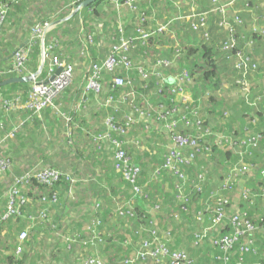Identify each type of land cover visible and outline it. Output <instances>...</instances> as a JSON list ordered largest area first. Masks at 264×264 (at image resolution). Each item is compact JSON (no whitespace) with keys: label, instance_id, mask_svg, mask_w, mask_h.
<instances>
[{"label":"trees","instance_id":"1","mask_svg":"<svg viewBox=\"0 0 264 264\" xmlns=\"http://www.w3.org/2000/svg\"><path fill=\"white\" fill-rule=\"evenodd\" d=\"M39 1L43 5L42 0H0V10H7L4 20L0 22V83L17 76L16 73H7L1 69L11 61V52L17 47L10 40L15 35L12 30L21 27L29 29L31 36L33 27L38 22L49 19L51 11L54 12L59 5H67L68 11L59 18H65L70 29L67 27L61 31L57 25L53 29L51 37L60 41L57 52L68 55L64 51L66 44L73 47L72 51L83 49L89 52L97 49V45L102 42V37H98L97 33L104 34L106 31L110 47L105 58L112 51L114 42L137 35L136 30L142 25L141 13L146 14L148 20L145 26H149L161 21L159 17H164V20L178 17L180 9L177 6L190 10L191 6L198 5L197 0H142L138 10L134 12L132 9L126 10L125 0H119L123 7L116 8L117 12L125 14L120 21L114 7H110L111 11L107 10L106 0H96L75 14H72L73 10L84 0H54L52 2L57 4L56 8L51 10L44 5L48 10L46 18L35 15L30 17L29 14L24 16L25 12L31 14L33 6ZM256 2L250 0L245 3L243 12H239L243 18L240 26L245 24L246 10L253 20L261 22L264 19ZM104 6L107 7L105 10ZM212 6L211 0L209 8ZM169 7H172L171 10ZM160 9L164 10V14L159 12ZM261 11L264 13V8ZM113 13L110 21V18L104 17V14L111 16ZM211 17L220 19L218 14L210 15L209 20ZM179 23L181 20L172 27V37L167 33L155 34L146 43L136 42L135 48L130 51L129 57L138 67L146 68L150 63L154 65L157 60L174 61L175 66L172 64V67L164 68L170 74L169 79L180 75L185 69L191 72V80L183 92L190 98L187 102L172 92L171 82L165 83L161 88L157 83L159 79L154 76L148 87L143 88L145 83L134 72L138 90L136 101L155 119L148 126L135 125L125 135L124 147L127 152L134 160L143 159L139 163L143 168L138 181L143 190L141 194H134L131 183L122 173L116 171L113 156L116 149L112 142L97 137L105 126L107 116L115 115L121 124L124 112H134L127 102L122 104L120 112L113 106L106 105L110 94L117 97L122 90L118 88L113 92L110 89L111 81L118 73H107L104 79L106 89L101 95L87 93V101L79 106L88 78L85 69L64 91L68 98V107L64 110L61 106L59 110L54 107L46 108L41 114L32 110L8 109L6 102L17 98L25 101L35 82L47 78L46 65L37 80L0 86V124L4 126L2 128L0 125V139L6 131L23 123L15 138L0 145V157L9 160L12 168L16 161L22 165L25 162L24 167L15 165L14 170L17 172L12 173L11 168L5 172L11 175L7 190L16 177L26 173L44 169L61 172L60 179L50 185L31 178L22 189L32 202L23 206L20 216L8 222L1 219L5 211L3 209L7 206L8 191L0 196V225L4 228V234L0 237V264H68L77 248L89 246V249L98 251L111 263L121 253L118 262L121 260L122 264H168V261L158 263L152 258L148 261L141 258L145 243L149 240L163 242L170 250H187L193 260V263L188 264H264V107L253 109L254 113L247 110V128L242 125V114L237 116L233 108L225 106L226 99L220 92L224 84L222 69L226 63L239 74L234 63L235 57L232 59L231 56L248 55L260 65V58L255 54L254 41L262 36L264 29L253 28L255 24H250V31L245 30L247 24L244 29L236 28L237 44L230 50H222V41H215L212 37L209 41L197 38L191 30L188 33L178 31ZM121 27L123 31L120 30ZM41 51V43L36 40L31 52L29 72H35L40 67ZM74 56L70 53L68 61L72 62ZM89 60L90 64L98 61L94 55ZM61 98L59 96L55 103L60 104ZM243 102L240 104L244 114ZM150 104H162L166 110H172V118L179 121L176 132L187 134L191 138L196 137L198 140L201 151L197 153L194 147H190L189 153L193 151L195 154L191 163H178L186 175L182 180L173 170L171 172L163 169L162 174L154 172L157 167L162 166L171 138L161 122L156 120L157 113L148 108ZM175 106L176 110L173 111ZM90 114L93 123L87 117ZM186 126L189 127L187 130ZM258 135L262 136L259 142L255 146L251 145L248 148L250 151L246 153L243 141ZM222 136L234 138L237 145H230L224 139L220 143ZM161 137L165 139L164 144L160 143ZM260 148H263L262 152ZM215 160L223 166L217 179L210 171V165ZM240 163L249 164L246 173ZM148 165L152 166V173L145 171ZM166 183L172 189L171 200L168 199ZM178 184L184 186L185 194L190 198L189 203L176 198L175 189ZM1 187L0 184V189ZM77 191L85 192L81 197L83 204L92 202L91 207L87 206L88 210L86 207L79 213L73 208L77 202ZM106 199L110 203L115 202L116 207L113 209L107 206L105 213H100V207H103V200ZM125 202L135 211L134 217L120 214L118 203ZM217 203L225 212L224 225L210 230L213 226L210 217L217 213V209H208ZM157 205L160 207L157 208ZM3 206L5 208L1 209ZM43 213L47 216H43ZM200 214L204 215V221L198 219ZM236 217L242 221V232L229 251H222L214 245V239L236 236ZM51 227L53 233L58 228L55 238L59 240L46 248L42 239L48 238L45 235ZM178 227H182L180 231ZM166 228L169 229L163 230ZM206 228L208 237L196 244V235ZM22 230H28L29 237L24 253L18 256L15 254V245ZM185 230L190 232L189 237L177 238L175 232ZM93 235L99 240L94 245L84 244V239H91ZM67 236L74 238L69 249ZM89 249L86 253L92 252Z\"/></svg>","mask_w":264,"mask_h":264},{"label":"built area","instance_id":"2","mask_svg":"<svg viewBox=\"0 0 264 264\" xmlns=\"http://www.w3.org/2000/svg\"><path fill=\"white\" fill-rule=\"evenodd\" d=\"M140 1L142 0H125L124 5L127 7V9H132V11L135 12L139 8ZM212 2L213 6L205 10L195 11L194 8H196V6H191L190 10H192V12L188 14H186V12L183 13L187 10H183L180 6H178V9H180L178 17L173 19L172 17H168L166 18L167 20L165 19L166 21H159L149 26H145V22L148 20L146 14L141 13L140 19L142 25L137 28V35L135 37L133 36V38H121L119 41L114 42L112 51L106 58L92 62L86 68L88 78L85 84V89L80 98L81 100L78 103L79 106L83 105L87 101V93L95 92L96 94H100L104 89H106L104 79L107 73H118L111 81L110 89L113 92H115L118 88H121L122 90L117 97L110 94V96H108L106 99V105L113 106L116 111L120 112L122 110V104L127 102L131 106L132 110H134V112L123 113V121L121 124L118 122V119H116L115 115L107 116L105 119V126L97 135L99 139L109 140L112 142L114 148L116 149L115 153L113 154L115 160V169L116 171L122 173L124 178L131 183L134 194L143 193V190L138 183L143 173V168L142 165L137 163L133 156L127 152V148L124 147L125 135L128 130L132 129L135 125L137 126L139 124L142 126H148V123L155 120L152 118L151 114L148 111L142 109L136 101L138 90L136 88L137 85L134 72H136L137 76H139V78L145 83L143 88L148 87L149 81H151L154 76L159 79L157 83L162 86L161 88H163L165 83L171 82L170 86L172 92L175 95H180L181 98H183L186 102L189 101L190 98L186 94H183V92L191 80V72L185 69L180 75L174 76L173 80L169 79L168 77L170 74H167L164 68L172 67V64L175 66L176 63L174 61L172 63V61L169 60H157L154 65L150 63V65H148L146 68L138 67L134 64L133 60L130 59V51L131 49L135 48L136 42L146 43L155 34L167 33V35L172 37V27L177 24V21H183L184 19L189 21L190 30L195 33V35L198 36L199 34L203 39L209 41L211 39V34L208 32L210 21L209 17L212 14H218V17L220 18L218 20V26L220 29L226 32V37L221 43V49L230 50L231 48H234L237 44L236 28L243 23V18L239 13L240 11L234 9L236 2L235 0H212ZM6 13L7 10L5 8L0 10V22L4 20ZM56 24L57 22L50 18L38 22L32 29L28 43L18 47L13 52L12 60L4 65L5 67L1 68L7 73H16L17 76H27L34 73L29 72L31 52L34 42L36 40L40 41L42 49L41 62H43L44 66H47L48 76L44 80L35 82L29 97L25 101L20 98L8 100L6 102L7 107H9L8 109L27 111L32 110L36 114H41L43 110L50 107H54L59 110L60 104H56L55 101L74 82L75 68L72 63L68 61L67 56L57 52V49L60 48V41H58L55 37H51V33ZM120 30L123 31L122 27ZM90 39L92 38L90 37ZM233 57H235L239 74L246 75L251 72L253 74L258 72L259 65L250 56L238 54L236 56H231L232 59ZM59 69L60 72L57 73ZM53 76L55 77L52 79ZM237 84L241 89L242 96L246 99H249V97L252 95L249 85L242 81H239ZM259 99L260 97L255 99V101ZM176 107L177 106H175L173 111L176 110ZM148 108L150 111L157 113L156 120L161 122L163 129L170 133V136L168 137L171 138V144L167 146V154L165 155L163 164L162 166L157 167L154 172L156 174H162L164 170L171 172L173 170L180 177V180H182L186 177V175L181 171L178 163H191V159L195 157V154L193 151L189 153L190 147H194V151L197 153L201 151L200 147L198 146V140L196 137L191 138L187 134L183 135L176 132L179 121L172 118V110H166L162 104L160 106L150 104ZM0 125L2 128H4L3 124ZM22 125L23 123L15 125L10 131H6L4 137L0 139V145L15 138ZM187 128L189 127L186 126L185 130H187ZM261 137V135H258L245 139L243 141V144L246 146L244 147V151L248 153L250 151L248 148L251 145H257ZM223 139L230 145H237V141L232 137L228 138L222 136L220 143ZM207 150H209V148H207ZM240 164L243 167L244 173H246L249 169V164ZM9 166H11V162L0 157L1 175L5 174V172L10 169L8 168ZM60 176L61 172L58 170L44 169L16 177L12 186L8 188L7 206L1 215V219L5 222H8L17 218L23 213V206L32 202L31 198L26 196L22 189V187L26 185V183H28L31 178H35L41 183L50 185L59 180ZM175 190L176 198L178 200H182L187 203L190 202V198L185 194L186 192L183 185L178 184L177 189ZM246 197L248 198V196ZM125 203H118V210L120 214L134 217L135 211L130 208L129 203ZM159 207L160 206L157 205V208ZM213 208L217 209V213H213V215L210 217V222L213 224L210 230L218 227L221 228L224 225V220L226 217L225 212H223L219 207V203L211 206L208 210ZM43 216H47L46 213H43ZM198 219H202L204 221L205 217L203 214H200ZM241 222V219L238 217L234 219L236 236H224L219 239H214V245H216V247L222 251H229L232 248L234 242L238 239L239 234L242 232ZM249 225L252 227L251 224ZM207 231L208 228L205 230L203 229L200 234L196 235V244H199L206 237H208ZM3 234L4 228L3 225H0V237ZM28 237V230H22L19 233L15 245L16 255L21 256L24 253ZM98 240L99 238L96 235H93L91 239H84L83 242L86 245H94ZM66 241L69 242L68 249L71 248V242L74 241V238L67 236ZM90 250L91 249H89V251ZM91 251V253L89 252L82 257L81 264H107L108 261L106 257L101 256L98 251ZM141 258L144 261L146 258H148V260L152 258L158 263L168 261V264L193 263V260L190 258L187 250H170L163 242L156 243L154 240L146 241L145 248L141 253Z\"/></svg>","mask_w":264,"mask_h":264},{"label":"rangeland","instance_id":"3","mask_svg":"<svg viewBox=\"0 0 264 264\" xmlns=\"http://www.w3.org/2000/svg\"><path fill=\"white\" fill-rule=\"evenodd\" d=\"M42 1H43V5L40 3V1L37 2V5L33 6V10L31 11V14L29 12H25L24 16H26V15L29 14L30 17H31V15H35V16H40V17L42 16V17H45L46 18L48 16V13H47L48 10L44 8V5L46 4V7H49V9H51V10L57 7V4L54 3V2H52L54 0H42ZM201 1H202V3H206L208 0H197L196 4H198V6H199V2H201ZM248 1H250V0H237L236 1V5H235L234 8L236 10H238V11H241V10L244 9V5ZM256 1H257L256 3L259 4V6H260V14L263 15V17H264V13H262V11H261L262 8H263L262 5H263L264 0H256ZM105 4L108 6L107 10H109V11H111L110 10V7L111 6L114 7L115 9L116 8L121 9L123 7V6H121V3L119 2V0H114L113 2H111L110 0H106ZM61 7H63V6L62 5H59L54 10V12L57 9L61 8ZM37 8H39L40 10H38ZM171 8L172 7H169L170 10H171ZM177 8H178V6H177ZM250 8H252V7H250ZM126 10L129 11L127 8H126ZM194 10L197 11V8H194ZM116 12H117V9H116ZM159 12L164 14V10H162V9H160ZM185 12H186V14H188V13L192 12V10H187V11H184L183 13H185ZM168 13L172 15V12L171 11H169ZM129 14L130 13H128V15ZM112 15H114V13L111 14V16H110V14L109 15L108 14L105 15L106 18H110L108 21L111 20ZM124 15L125 14L123 12H119L118 11L117 12V18H118V20L121 21L122 18H124ZM59 16L57 18H59ZM244 17H245V19H244V23L245 24L249 25V24L252 23L253 17H249L248 16V11L247 10L245 11ZM54 19H56V18H52V20H54ZM159 19L162 21V20H164V17H159ZM215 20H216L215 18L210 19L209 26H210V31H212V35L214 37V40L215 41H218L219 38L221 39L220 34L222 35V33L221 32L218 33V31L214 29V28L217 29V26H215L214 22H212V21H215ZM177 29H178V31H183V33L190 32L189 21H187L186 19H184L183 21H181V23H179V26L177 27ZM107 30H109L108 27H107ZM198 36H199L200 39L202 38L199 34H198ZM104 43H106V42L103 41L102 44H101V47H103ZM254 44L257 45V42L256 43L254 42ZM258 48H259V46L258 47L255 46V54H256V56L258 58H260L261 62L264 64V54L262 52H260ZM73 51L75 52V51H78V50L75 49ZM81 57L82 56L78 57L79 58L78 62H80V64H77V63L74 64V63L71 62L72 65L75 68L74 69V77H76L75 75L78 74L79 70H82L83 66L86 69L90 65V61L89 60L88 61L86 60L85 63H84V61H83L84 58L82 59ZM82 63H83V65H82ZM234 63L236 64V61L235 60H234ZM259 70H260V65H259L258 71ZM222 74L224 76V84H223L222 89H221L222 95L224 96V98L229 99L228 97H226V94H227V92L229 90H231L233 88V97H235L233 100H230L229 99L230 103H226L225 106L227 105V107L233 108L235 105H241L240 104L241 101L238 100V99H241V100H244L246 103L250 104V106H252V107H250L247 104L246 105L244 104V106H246L250 110V112H253L254 113L253 107L254 108L260 107V104L264 101V91H262V93H260V91H259L260 88L263 86L264 80H260L255 75L253 76V73L252 72L251 73H248L246 75L238 74L236 71H234V69L232 68V66L229 63H226V66H224V69H222ZM239 81L240 82L242 81V82L247 83L249 85L250 91L252 92V95L249 97V99H246L245 97H243L242 94H241V92L239 91L240 88H239V86L237 84V83H239ZM253 93L254 94H257V98L260 97V99L257 100V101H255V99L252 97L253 96ZM179 97H181V96H179ZM237 97H239V98H237ZM247 113H248V111H246V114ZM243 116H247V115H243ZM160 143L161 144H164L165 143L164 137H161ZM259 150L262 152L263 151V148H260ZM24 164H25V162L22 165V163L20 164V163H18L16 161V164H14V168H15V165H17V167H21V166L24 167ZM210 167H211V170L210 171L212 173H214L215 179H217L218 176H220V172L223 171V166L218 161L215 160L210 165ZM8 168H11L12 169L11 170L12 173L13 172L14 173L17 172L11 166H9ZM10 178H11L10 173H6V174H3V175H0V184L2 186L1 189H0V196H2L4 192H6L7 187H8V184L10 183ZM166 186H167V189H166L167 190V193H169L168 199L171 200V196L173 195L172 194V189H170V186L168 185V183H166ZM84 194H85V192L79 193L78 191L75 194V198L77 199V202H75V205H74L73 208H74V210L77 213H79L80 211L83 212L84 211V208H86L87 206L91 207V205H92V202H90V203L88 202V204H86V203L83 204L82 203L81 197H83ZM105 201H107V199ZM105 206H111V208L115 209L116 203L115 202L114 203H110V201H107L106 204H105ZM86 209L88 210L89 208L87 207ZM120 224H124V223L123 222H120ZM164 225H166V223H164ZM181 228L182 227H178V231H180ZM168 229L169 228H166V229H163V230H168ZM171 229H172V225H171ZM57 230H58V228L57 229H54V233H53L52 232V227L51 228H48V231H47V233L45 235V236H48V238L43 237L44 239H42V243L45 244V247L46 248H48L49 246L51 247L52 245H54V243L56 242V240H59V239H56L55 238V237H57L56 234H55L57 232ZM186 231L187 230H185V232H175V231L174 232L177 234V238L179 236L189 237L190 232H186ZM12 237H13V235L11 236V239H12ZM11 239L9 238L10 242H12V240H13V239L12 240ZM14 241H15V238H14ZM88 248L89 247H79V248H77L76 251H75V253H74V255L72 257H70V260H69V263L68 264H79L80 261H81V259H82V257L85 256L86 254H88V253H86V250H88ZM120 254L117 256V260L116 261H114L113 263L108 262V264H110V263L111 264H122V262H120L121 260L118 262V260L120 258ZM148 258H146L145 261L146 260L148 261Z\"/></svg>","mask_w":264,"mask_h":264},{"label":"crops","instance_id":"4","mask_svg":"<svg viewBox=\"0 0 264 264\" xmlns=\"http://www.w3.org/2000/svg\"><path fill=\"white\" fill-rule=\"evenodd\" d=\"M36 1H38V0H33V2H36ZM112 2L114 1V0H111ZM211 4V0H208L206 3H202V1L201 2H199V6L198 5H196V8H197V10H205V9H207V8H209V5ZM106 5V4H105ZM107 6V5H106ZM106 6H104V9L103 10H105L107 7ZM263 8H264V2H263ZM200 9H199V8ZM68 11V9H67V5L66 6H63V7H61L60 9H57L54 13H53V11H51V13H50V16L48 17V18H50V19H52V18H56V19H54L56 22H57V28H59L61 31H62V29H66L67 27L69 28V24L68 23H66V19L65 18H57L59 15H61L62 13H65V12H67ZM242 12H243V10H242ZM106 14H104V17H106L105 16ZM71 17V16H70ZM212 18H215L216 20L215 21H212V22H214V24H215V26H217V29L216 28H214L215 30H217L218 31V33L219 32H221L222 33V35L220 34V36H221V39L219 38V42H221L223 39H224V37H225V32L222 30V29H220V27L218 26V18H216V17H211L210 19H212ZM251 23V22H250ZM251 24H255V27H253V28H255V29H257V30H262V29H264V19L261 21V22H258L257 21V19H254L253 21H252V23ZM245 26H247L246 24H244ZM244 25L243 26H238L237 28L239 29V28H241V29H244ZM252 25H248L246 28H245V30H248V27H249V29H250V27H251ZM56 27V26H55ZM15 31V35L13 36V37H11L10 38V40H11V43L12 44H14V45H17V47H16V49L18 48V47H20V46H22V45H26L27 43H28V41H29V37H30V32H29V29H23L22 27L21 28H14L13 30H12V32H14ZM248 31H250V30H248ZM53 32V31H52ZM208 32L211 34V37L214 39V37H213V35H212V31H210V26H209V28H208ZM247 33V32H246ZM97 35H98V37H102L101 39H102V42L103 41H105L106 43H104V45H103V47H101V44H102V42H101V44H99V45H97L98 47H97V49L95 48V49H93V50H90L89 52H86V51H84L83 49L81 50V49H78V51H72L71 49L73 48V47H70L68 44H66V48H64V51L65 52H67V53H71V54H73V55H75L74 56V60H72V62L74 63V64H80V62H78V60H79V58L78 57H80V55L81 54H83L82 55V57L84 58H82L83 59V61H84V63H85V61L87 60H89V57H92V55H94V57H97V60H101V59H103V58H105V56L107 55V52H108V47H110V43H109V41L107 40V38H109L108 36H107V32L105 31V33L103 34L102 32H98L97 33ZM197 38H198V36L197 35H195ZM255 43L257 42V45L259 46V51L260 52H262L263 54H264V32H263V34H262V36L258 39V40H256V41H254ZM256 46V45H255ZM101 47V48H100ZM68 54V55H69ZM86 54V55H85ZM64 55V54H63ZM68 55H64V56H67L68 57ZM12 56H13V51L11 52V55H10V57H11V60H12ZM10 61V60H9ZM90 61V60H89ZM91 62V61H90ZM259 64H260V70L258 71V72H256V73H254L253 74V76L255 75V76H257L260 80H264V64L261 62V60H259ZM263 64V65H262ZM82 65H83V63H82ZM234 69V68H233ZM85 71V67L83 66V68H82V70H79V72H78V74L77 75H75L76 77H79V75H80V73L81 72H84ZM75 77V78H76ZM172 80H173V78H172ZM238 88V87H237ZM240 88V87H239ZM238 88V89H239ZM239 91L241 92V89H239ZM260 93H262V91H264V83H263V86L260 88ZM220 92H222V91H220ZM222 94V93H221ZM242 94V93H241ZM61 101H60V106H61V109L62 110H64V108H67L68 107V98H67V95L65 94V93H63L62 95H61ZM79 97V96H78ZM226 97H228L230 100H233L235 97H233V88L231 89V90H229L228 92H227V94H226ZM254 99H257V94H254L253 93V96H252ZM237 98H239V97H237ZM226 99V102L227 103H230V101H229V99H227V98H225ZM243 99V98H242ZM239 101H244V100H241V99H238ZM248 105V106H250L248 103H244L243 102V105ZM263 104H264V101L260 104V107H258V109H260V108H262V107H264L263 106ZM242 105V104H241ZM241 105H235L234 107H233V109H234V111H235V114L238 116V115H240L241 113H242V108H241ZM262 105V106H261ZM250 107H252V106H250ZM244 108H245V110L247 111V110H249L246 106H244ZM253 109H255V108H253ZM244 110V111H245ZM264 110V109H263ZM246 111L244 112V114L242 113V116H241V118H242V120H243V123H242V125H244V126H246L247 128H248V123H247V116H243V115H246ZM248 113H249V111H248ZM22 114V113H21ZM19 116H21L20 114H18ZM23 115V114H22ZM89 119H90V121L93 123V120L91 119V114L90 115H88L87 116ZM260 125V124H259ZM142 154V153H141ZM143 160V159H142ZM142 160H135L137 163H140ZM141 164V163H140ZM147 170V172H149V173H152V166L151 165H148L146 168H145V171ZM106 202L107 201H103V207H100V213L101 212H103V213H105V211H106V207L107 206H105V204H106ZM101 206H102V203H101ZM109 207V206H108ZM3 208H5V206H3L1 209H3ZM102 208V209H101ZM5 209H3V211H4ZM0 212H2L1 210H0Z\"/></svg>","mask_w":264,"mask_h":264},{"label":"water","instance_id":"5","mask_svg":"<svg viewBox=\"0 0 264 264\" xmlns=\"http://www.w3.org/2000/svg\"><path fill=\"white\" fill-rule=\"evenodd\" d=\"M96 0H84L82 3H80L73 11L72 14H75L77 11H79L80 9H82L83 7L87 6L88 4L94 2ZM44 68V64L43 62H41L40 64V67L38 68V70L32 74H29L27 76H15V77H11V78H8L6 80H4L3 82L0 83V86H3V85H7V84H10V83H16V82H28V81H34L38 78V76L40 75L41 71L43 70ZM60 72V69L58 70L57 73ZM55 76L52 77V79L54 78Z\"/></svg>","mask_w":264,"mask_h":264}]
</instances>
